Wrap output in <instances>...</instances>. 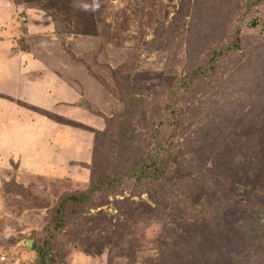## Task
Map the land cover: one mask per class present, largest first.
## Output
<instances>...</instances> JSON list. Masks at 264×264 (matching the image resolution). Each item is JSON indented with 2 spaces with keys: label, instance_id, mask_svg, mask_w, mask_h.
<instances>
[{
  "label": "rangeland",
  "instance_id": "374dc122",
  "mask_svg": "<svg viewBox=\"0 0 264 264\" xmlns=\"http://www.w3.org/2000/svg\"><path fill=\"white\" fill-rule=\"evenodd\" d=\"M255 1L0 0V264L33 263L64 192L156 152L168 156L158 181L127 176L70 207L53 264H264ZM236 38L213 74L173 96L178 127L154 137L170 86Z\"/></svg>",
  "mask_w": 264,
  "mask_h": 264
},
{
  "label": "trees",
  "instance_id": "16d2710c",
  "mask_svg": "<svg viewBox=\"0 0 264 264\" xmlns=\"http://www.w3.org/2000/svg\"><path fill=\"white\" fill-rule=\"evenodd\" d=\"M254 2L256 1L254 0ZM234 41V44H225L224 47L213 49L207 57L205 67L201 66L190 70L187 75L177 79L170 86L169 95L165 99V103L163 105L165 120L164 122L159 121V124L157 127H155V133H153L154 137L159 133V126H169L172 128V130H175L178 127V124L183 116V111L172 103L171 100L173 96L178 94L181 90H188L190 85L196 81L213 74L216 69L218 59L229 54V52H231L234 48L238 47V38H236ZM131 104L132 103H128L127 106H130ZM131 106L125 109L126 113H124L123 117L116 125V134L119 136V138L122 133L124 134L127 126L129 125L127 117L130 116L128 115V109L130 110ZM167 160V155L166 157H161L159 156L158 152H156V155H150L148 158L137 163V165L132 168V171H126L125 173L114 168L101 181L92 180L90 185L84 190L64 192L53 207V212L43 226L40 236L36 238L35 243L32 245L31 250L35 254L32 264L54 263L51 246L55 237L68 223L69 218L67 217V214L70 210V207L74 208L75 206L88 203L93 193L102 186L110 191L115 190L117 186L123 182L122 179L127 176L128 178H134L135 182L139 184L142 182L152 183L154 181H158L161 175L165 172Z\"/></svg>",
  "mask_w": 264,
  "mask_h": 264
},
{
  "label": "water",
  "instance_id": "95a60500",
  "mask_svg": "<svg viewBox=\"0 0 264 264\" xmlns=\"http://www.w3.org/2000/svg\"><path fill=\"white\" fill-rule=\"evenodd\" d=\"M23 244L26 246V247H31L32 243L30 240H25L23 241Z\"/></svg>",
  "mask_w": 264,
  "mask_h": 264
},
{
  "label": "crops",
  "instance_id": "0c3cea01",
  "mask_svg": "<svg viewBox=\"0 0 264 264\" xmlns=\"http://www.w3.org/2000/svg\"><path fill=\"white\" fill-rule=\"evenodd\" d=\"M36 62L35 61H30V63H28V65L30 64H35ZM4 71V70H3Z\"/></svg>",
  "mask_w": 264,
  "mask_h": 264
}]
</instances>
